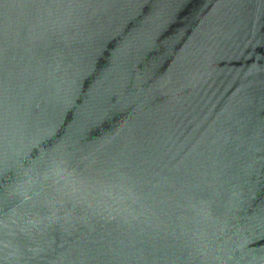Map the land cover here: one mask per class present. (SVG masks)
<instances>
[{
  "label": "water",
  "instance_id": "obj_1",
  "mask_svg": "<svg viewBox=\"0 0 264 264\" xmlns=\"http://www.w3.org/2000/svg\"><path fill=\"white\" fill-rule=\"evenodd\" d=\"M0 264H264V0H0Z\"/></svg>",
  "mask_w": 264,
  "mask_h": 264
}]
</instances>
